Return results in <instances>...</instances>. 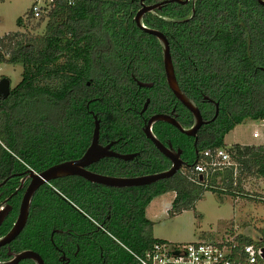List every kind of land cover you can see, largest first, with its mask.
<instances>
[{
    "label": "trees",
    "instance_id": "obj_1",
    "mask_svg": "<svg viewBox=\"0 0 264 264\" xmlns=\"http://www.w3.org/2000/svg\"><path fill=\"white\" fill-rule=\"evenodd\" d=\"M164 1L57 0L37 20L45 25L41 35L13 33L0 39V65L22 67L21 81L6 99L0 98V179L22 163L47 168L81 157L91 141L93 116L100 140L145 142L132 116L146 97L151 100L146 112L163 110V100L166 107L172 101L178 123L191 127V114L164 81L158 41L133 20L142 5ZM31 20L29 13L26 22ZM24 23L17 20L18 27ZM143 25L165 36L178 86L208 122L198 131V153L188 151L189 138L174 129L175 145L187 162L182 170L138 190L109 194V231L121 243L113 264H137L131 253L142 256L160 242L152 238L153 224L145 217L156 197L175 194L168 211L173 217L194 210L205 192L232 197L245 180H264V145L224 143L244 121L264 120V6L256 0H197L192 15L191 1L171 3L145 14ZM135 81L154 86L141 89ZM214 103L218 114L212 120ZM161 126L157 129L166 136ZM148 145L137 162L104 161L119 167L107 174L130 178L168 170L169 162ZM220 148L228 154L229 166L208 169L193 181L187 177L202 151ZM138 165L142 170L137 171ZM257 236H236L235 241L264 249V236Z\"/></svg>",
    "mask_w": 264,
    "mask_h": 264
},
{
    "label": "flooded vegetation",
    "instance_id": "obj_2",
    "mask_svg": "<svg viewBox=\"0 0 264 264\" xmlns=\"http://www.w3.org/2000/svg\"><path fill=\"white\" fill-rule=\"evenodd\" d=\"M160 55L162 73L166 83L162 53H160ZM137 82L135 81L136 85ZM141 83L151 84L152 86L150 88L154 86L151 81ZM137 87L141 89H150L139 87L138 85ZM163 98L164 95L162 96V99ZM150 101V98L146 97L142 108L135 113V116H132L135 118L134 125L136 128L138 127L143 134L145 142L141 141L134 143V141H130L129 143H120L119 139L110 140L107 137L102 141L100 140V135L98 138L99 146H110L108 152L120 156H131L132 158L124 161L114 156L103 157L84 166V172L102 177L128 179V177L109 176L107 174L108 171L119 167L110 163H105L104 161L115 159L134 163L141 157L143 151L145 153L149 148L150 145H148V143L155 148L151 140L144 134V129L153 116L162 114L175 118L178 122V114L175 111V105L172 101H170V105L166 107L163 100V110H153L151 107V110L146 112L150 107ZM146 102V108L143 110ZM203 121L206 122V124L208 122L205 120ZM160 125H162L161 127L163 130L166 129V136H164V133H159L157 127ZM174 129L175 127L167 122H155L151 124L150 127L153 136L159 140L165 148L175 152L178 150L180 151V159L184 163L183 167H185L187 164L184 160L185 154L180 147H176L175 145L176 136ZM188 138L189 140L185 142L188 151L192 149L195 153H198V132L196 137ZM118 144L119 146H117ZM160 155L169 162L170 168V160L161 153ZM79 158L66 160L47 168L22 163L16 165L5 178L0 179V215H3V220L0 224V264L114 263L115 255L119 252L121 243L109 231L111 216L110 206H107L108 196L112 192L133 191L134 188L138 190V187L143 186L109 187L90 182L79 175H69L39 183L38 179H40L41 174L47 169L68 161L78 160ZM132 165L133 164L130 165V168L134 167ZM142 168L143 165H138L136 167L137 171L142 170ZM149 175L153 174L139 175L130 178ZM29 196L31 198L25 224L15 236L11 237L10 233L21 214L23 201H26ZM129 200L131 201L132 198L129 197ZM22 210H24V207Z\"/></svg>",
    "mask_w": 264,
    "mask_h": 264
},
{
    "label": "rangeland",
    "instance_id": "obj_3",
    "mask_svg": "<svg viewBox=\"0 0 264 264\" xmlns=\"http://www.w3.org/2000/svg\"><path fill=\"white\" fill-rule=\"evenodd\" d=\"M31 4L32 0H0V39L13 33L25 38L43 33L44 23H39V20L26 22ZM18 19L25 21L21 27L17 26ZM21 75L20 65H0V80L8 79L10 89L18 85ZM252 129H256L261 134L258 142L264 143V124L247 120L242 123L234 136L232 134L226 136L227 147L234 142H249ZM241 189V192L238 191L239 194L232 197L224 192L217 194L205 192L201 200L196 203L194 210L184 211L173 217H169L166 213L173 194L162 195L150 206L149 218L153 223L152 238L169 244L219 241L230 233L245 234L248 228L254 231L255 236H264V233L259 235V231H264V180L249 178L242 183ZM233 199L243 204L244 212L234 204ZM253 210L255 212H252ZM249 234L254 237L252 233Z\"/></svg>",
    "mask_w": 264,
    "mask_h": 264
},
{
    "label": "water",
    "instance_id": "obj_4",
    "mask_svg": "<svg viewBox=\"0 0 264 264\" xmlns=\"http://www.w3.org/2000/svg\"><path fill=\"white\" fill-rule=\"evenodd\" d=\"M189 1L192 2V15L194 14V4L197 0H167L161 3H157L150 6L142 5L141 8L138 10L136 15L134 16V23L138 29L141 31L153 36L158 41V44L161 49L162 53V63H163V69L164 74L166 78V83L173 94V96L177 99V101L186 108L189 113L192 116L193 124L190 128L184 129L181 127V125L175 120V118H171L166 115H155L153 116L147 126L144 129V134L147 138L151 140L155 148L165 157H167L171 162V167L163 172L156 173L149 176L144 177H138V178H128V179H120V178H111V177H102V176H96L92 175L90 173L84 172L83 167L86 165H89L92 162L97 161L100 158L108 157V156H114L116 158L122 159L124 161L130 160L131 156H120L115 155L110 152H108L109 145L106 147H101L98 144V138H99V121L97 120L96 116H93L94 120V129L92 133L91 143L86 149L85 153L82 155L81 158L78 160L68 161L56 166H53L49 169H47L43 174H41L39 183H42L43 181H48L54 178L59 177H65L69 175H79L83 178L87 179L90 182L102 184L109 187H138V186H146L150 185L156 182H159L164 179L171 178L175 173H177L181 168L184 166L183 161L180 159V151H172L167 148H165L162 143L157 140L153 134L150 131L151 124L155 122H167L175 129L179 131L182 135H185L186 137H196V134L198 130L206 124V122L203 121L202 116L199 112L198 107L196 104L189 99L179 88L177 81L175 79L174 75V69L173 64L169 52V45L168 41L165 38V36L153 29H149L143 25V17L145 14L153 13L156 10H161L162 7L166 4L171 3H177L179 5H186ZM261 6H264V0H256ZM137 85L139 87L144 88H150L151 84L141 83L137 82ZM10 94V83L8 79L3 78L0 80V98L6 99ZM204 100H207L209 103H213V101L209 100L208 98H204ZM147 102L144 105L143 110L146 108ZM215 105V115L212 120H214L218 114V104L214 103ZM30 196L26 201H23L22 208L24 207V210L21 208V214L12 229L10 236H15L24 226L26 218H27V212L29 208V202H30ZM3 220V215H0V224ZM262 252H264V249H262Z\"/></svg>",
    "mask_w": 264,
    "mask_h": 264
},
{
    "label": "built area",
    "instance_id": "obj_5",
    "mask_svg": "<svg viewBox=\"0 0 264 264\" xmlns=\"http://www.w3.org/2000/svg\"><path fill=\"white\" fill-rule=\"evenodd\" d=\"M57 0H32L29 13L34 20L47 16ZM264 124V120H261ZM254 139L259 133L252 134ZM230 165V158L223 149H207L200 153L187 177L200 175L208 169ZM182 170V169H181ZM236 236H227L219 241H200L189 244L154 243L142 256L131 253L137 264H260L264 262L262 248L252 245L238 246Z\"/></svg>",
    "mask_w": 264,
    "mask_h": 264
},
{
    "label": "crops",
    "instance_id": "obj_6",
    "mask_svg": "<svg viewBox=\"0 0 264 264\" xmlns=\"http://www.w3.org/2000/svg\"><path fill=\"white\" fill-rule=\"evenodd\" d=\"M242 125H239V126H237V127H235L229 134H232L233 136H234V133H236V131L241 127ZM254 132H258L256 129H252V132H251V140H249V142H246V143H240V142H234V143H232L230 146H233V145H240V146H259V145H264V143H259L258 141L260 140V138H261V134L259 133V138L258 139H254L253 137H252V134L254 133ZM229 134H227V135H229ZM226 135V136H227ZM226 136H225V138H226ZM225 138H224V143H225ZM236 138H237V136H236ZM233 139H235L234 137H233ZM225 145L226 146H228L226 143H225ZM172 193V192H171ZM173 194V198H172V201L174 200V197H175V194L174 193H172ZM162 196V195H161ZM161 196H158V197H156L154 200H152L151 201V203L147 206V208L145 209V217L147 218V220H149L150 222H151V220H150V218H149V211H150V206L152 205V203L157 199V198H159V197H161ZM233 201H234V204L237 206V207H239L241 210H243V212H244V207H243V204H241V203H239V201L238 200H234L233 199ZM172 203V202H171ZM171 203H170V206H168V208H166L167 210H166V213H167V215H168V211L170 210V207H171ZM196 205V204H195ZM252 212H255L254 210L252 211ZM247 213V212H246ZM152 223V222H151ZM153 224V223H152ZM247 228V227H246ZM249 230H247L246 232H245V234H235L234 235V233H230L229 234V236H245V237H252L249 233H252L253 235H255V233H253L254 231L251 229V228H248ZM152 231H153V227H152ZM234 232V231H233ZM204 239V238H203ZM210 241H213V240H210Z\"/></svg>",
    "mask_w": 264,
    "mask_h": 264
}]
</instances>
